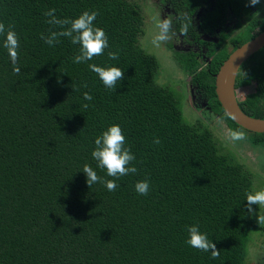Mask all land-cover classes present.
<instances>
[{
    "label": "trees",
    "instance_id": "obj_1",
    "mask_svg": "<svg viewBox=\"0 0 264 264\" xmlns=\"http://www.w3.org/2000/svg\"><path fill=\"white\" fill-rule=\"evenodd\" d=\"M211 1L161 0L173 11L177 34L182 23L177 17L187 14L189 28L182 36L205 46L210 57L200 70L192 53L176 52L174 63L192 75L212 113L264 151V133L236 125L214 89V75L236 48L223 45L229 38L226 6L246 3ZM207 5L211 9L197 30L192 17ZM51 9L61 20L98 11L94 25L106 32L109 48L74 63L80 45L68 37L54 46L41 39L64 30L47 23L44 13ZM0 22L14 25L19 36L21 69L13 72L0 36V264H244L248 242L264 234L258 215L247 212L253 174L222 151L207 127L186 122L174 91L157 82V59L138 40V10L126 0H0ZM242 31L238 46L264 31V20H252ZM203 34H219V42H205ZM108 52L119 58L109 59ZM89 64L118 67L124 79L116 90L108 89ZM250 86L244 98L241 92ZM235 89L240 110L264 120V48L242 64ZM85 93L93 99L85 100ZM113 125L121 127L125 147L136 157L130 166L138 171L117 180L115 191L103 183L90 189L85 165L104 180L114 179L92 157L95 139ZM143 180L150 182L146 196L135 190ZM253 207L257 213L259 206ZM194 225L216 244L218 259L186 243Z\"/></svg>",
    "mask_w": 264,
    "mask_h": 264
},
{
    "label": "clouds",
    "instance_id": "obj_2",
    "mask_svg": "<svg viewBox=\"0 0 264 264\" xmlns=\"http://www.w3.org/2000/svg\"><path fill=\"white\" fill-rule=\"evenodd\" d=\"M261 0H249L248 6L254 7L260 4ZM55 9H51L44 13L50 19L47 23L58 26L62 31H52L49 36L41 35V39L49 46H54L60 42V37H68L74 45H80L79 54L74 57V63H86L96 56L104 54L105 49L109 48L108 36L106 32L94 25L97 19L98 11H85L74 20L59 19L55 16ZM181 23V31L179 35H186L189 24L187 14L182 17H177ZM159 32L153 39V44L160 46L171 41L178 34L173 28V16L169 15L166 19H161L157 25ZM14 25L9 24L6 28L3 22H0V36H5L3 47L7 49L10 56L13 72L19 74L21 69L18 67V49L20 48L19 36L13 30ZM177 43L179 39L177 38ZM108 57L111 60H117L119 54L117 52H108ZM91 71L95 72L104 86L108 89L116 90L117 83L124 79V71L118 67H100L95 64H89ZM87 87V84L84 85ZM75 90V89H74ZM84 99L91 101L93 97L89 93L84 94ZM84 108L88 105L84 104ZM230 139L233 141L245 140L246 134L244 131L229 130ZM154 144H160L159 138L154 139ZM126 137L119 125L110 126L101 136L95 139V150L92 152L93 159L97 162L100 169H105L107 176L113 177L111 180H104L97 172L89 165H85L83 173L86 174L87 184L91 189L95 183H103L108 191H115L119 185L116 183L121 177L136 174L137 168L130 166L136 160L131 148L125 147ZM135 190L138 194L146 196L150 191V182L148 180L139 181L135 185ZM247 212L251 216H256L257 213L253 206H264V190L249 192L246 194ZM259 224H264V215L258 214ZM189 239L186 241L191 247L203 251L210 252L212 259H218L220 250L216 248V244L211 241L206 233L199 230L198 225L188 227Z\"/></svg>",
    "mask_w": 264,
    "mask_h": 264
},
{
    "label": "rangeland",
    "instance_id": "obj_3",
    "mask_svg": "<svg viewBox=\"0 0 264 264\" xmlns=\"http://www.w3.org/2000/svg\"><path fill=\"white\" fill-rule=\"evenodd\" d=\"M126 1L133 6L135 10L139 11L142 20V30L138 37L140 46L149 54L154 55L157 59L159 65L157 82L174 91L179 100L183 119L190 124H200L203 127H207L217 140L222 151L233 155L238 162L242 163L245 170H249V172L253 174V192L264 190V151H262L261 148L253 149L246 139L245 141L231 140L230 129L227 123L224 119L212 113L207 107L206 100L202 96L200 90L197 88L196 84L191 81L192 75L182 71L174 63L173 57L176 52L185 53V51L191 50L197 55L200 49L198 50L195 45L185 43V40H182L179 35L166 44H160V46L154 45L153 39L159 32L157 25L161 19L166 18V15L169 13L168 8L161 3V0ZM244 1L249 2V0ZM214 2L216 3V0H213L211 3L214 4ZM263 3H260L258 9L255 7L245 9L242 12V23L245 22V24H249L250 21H252L251 17L257 21L264 20ZM211 5H208V8H210ZM246 5L248 6V4ZM231 18H233V16L228 14L227 19ZM234 22L235 20L231 23L226 21L229 38L224 41L223 45H226L227 48L237 47L238 42L236 37L242 38L240 31L233 29L232 24H234ZM242 32L244 34L247 31L243 30ZM252 32H255V30ZM177 38L179 39V43H177ZM202 39L212 42L213 44L218 43L219 34L211 36L202 35ZM221 48L222 46L220 45L214 47V51H218ZM201 52H206V49L202 48ZM196 62V69L200 70L207 65L208 59L196 58ZM252 89L253 87L250 86L241 92L242 95L246 94L244 98L248 97V93H250ZM235 93L240 97L238 90H236ZM258 214L264 215V206H259L257 215ZM247 249L248 255L244 264H264V234L262 232H257V234L253 235L252 240L248 242Z\"/></svg>",
    "mask_w": 264,
    "mask_h": 264
},
{
    "label": "water",
    "instance_id": "obj_4",
    "mask_svg": "<svg viewBox=\"0 0 264 264\" xmlns=\"http://www.w3.org/2000/svg\"><path fill=\"white\" fill-rule=\"evenodd\" d=\"M264 48V31L235 48L214 75L217 101L224 113L239 127L253 133H264V120L244 114L236 101L235 80L242 64Z\"/></svg>",
    "mask_w": 264,
    "mask_h": 264
},
{
    "label": "flooded vegetation",
    "instance_id": "obj_5",
    "mask_svg": "<svg viewBox=\"0 0 264 264\" xmlns=\"http://www.w3.org/2000/svg\"><path fill=\"white\" fill-rule=\"evenodd\" d=\"M213 1V0H212ZM211 1V2H212ZM218 1V0H217ZM243 2H245V1H243ZM264 2V0H261V4ZM246 4H249V2H245ZM212 4V3H211ZM245 4V7H232L231 6V4L230 5H227L226 6V20H225V24H224V27H225V29H226V31H228V29L226 28V21H228V22H232L233 20H235V22H234V24H232V27H233V29H235V30H237V31H242V30H247V26L249 25V24H245V22L244 23H242V18H243V11L245 10V9H251V6H247ZM264 4V3H263ZM214 4H212V6H213ZM259 6L257 7V5L256 6H254L256 9H258L259 7H260V4H258ZM166 7L168 8V10H169V13L166 15V18L169 16V15H171L172 16V13H173V11H172V9H170L169 8V6L168 5H166ZM202 8H204V7H202ZM198 9L196 12H195V14H194V16L192 17V22H195V24H194V27H195V29H197V30H200L199 29V25H200V22L202 21V18L204 17V15L206 14V12H207V10L208 9H211V7L210 8H208V5H207V7L205 8V9ZM208 8V9H207ZM203 12V13H202ZM228 14H231L232 16H233V18H231V19H227V16H228ZM251 17V16H250ZM165 18V19H166ZM251 20H255V19H253V17H251ZM259 21H261V20H259ZM250 22H252V21H250ZM243 24V25H242ZM197 26V27H196ZM259 29V27H256V28H254L253 30H255V31H257ZM179 35V34H178ZM203 36H204V34H203ZM179 37L182 39V40H185V43H187V44H191V45H195L197 48H198V50L200 49V51H199V53L196 55L195 53H194V51H191V50H189V51H185V53H192V54H194L195 56H196V58H198V59H200V58H203V59H208V63L210 62V57H208L207 56V52H208V49L205 47V46H203V45H200L198 42H196L193 38H191L190 36H188V37H183L182 35H179ZM199 38L201 39V40H203V41H205L204 39H202V35H200L199 36ZM205 42H208V43H210L209 41H205ZM202 48H205L206 49V52H201V49Z\"/></svg>",
    "mask_w": 264,
    "mask_h": 264
}]
</instances>
